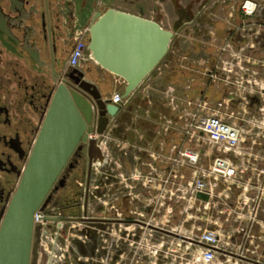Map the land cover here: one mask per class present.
<instances>
[{
  "label": "rangeland",
  "instance_id": "1",
  "mask_svg": "<svg viewBox=\"0 0 264 264\" xmlns=\"http://www.w3.org/2000/svg\"><path fill=\"white\" fill-rule=\"evenodd\" d=\"M98 1L100 0H87L84 3V8H78L77 31L79 33L81 30L85 31L91 23L93 14L97 10L94 5ZM155 1L158 11L160 6L158 0ZM193 2L196 4H192L188 8V13H194L196 17L192 14L194 17L192 20L185 18L187 20L185 22H190L188 25L184 22V24L165 23V28L175 31L179 28L181 53L175 54V59L180 58L187 62L185 59L192 60L191 57H195L198 61L194 64V68L198 70L195 73L200 75L213 64V71H215L210 77V84L200 82L201 85L196 90L193 106L190 107L187 81L190 76H179L177 79L164 70L155 69L148 77L149 80H146L151 85L145 86L146 82L145 84L143 82L141 87L143 86L144 89L140 87L142 92L136 97L138 100L139 97H146L153 102L156 101L158 103L157 111L177 112L180 138L182 137L181 133L185 132L188 127V120L197 125L198 119H201L205 114L216 113L228 123L237 122L246 125L247 122L243 121L241 113L244 115L245 113L264 112V0ZM177 3L173 1L174 6ZM181 5L178 3V6ZM248 6L252 11L248 9ZM201 13L202 15H200ZM75 34L76 32H74ZM234 36H236V40ZM76 37L78 36H73V38ZM17 54L25 58L28 63L20 50L17 51ZM69 55L70 53H68V57ZM180 63L182 62L179 61L178 64ZM45 64L47 63H44V66ZM162 64L159 65L162 66ZM182 65L181 70L187 71L189 65L184 62ZM41 68L43 67H40L39 70ZM82 68L86 71V78L96 83L100 82L99 85L104 91L111 94L115 85L121 91L125 90V85L117 84L112 73L103 76L102 67L100 68L93 60H86ZM202 91H205L204 95H201ZM124 105L125 102L122 106ZM130 105L132 106V104ZM133 106L137 112H145L143 108L138 107L139 105L133 103ZM165 121L167 127L174 125L171 119ZM195 148L206 150L207 146L196 140ZM185 149L184 147L180 148L178 162L172 168V173L175 170L178 172L177 178L173 176V189L168 182L171 180L168 178L171 173L166 172V167L162 169V182L154 181L150 178L151 176H148L145 177V185L139 184L138 182H142L138 176L139 173H137L140 169L136 168L134 175L138 180H131L136 184L128 181L129 185H126L121 183L124 178L121 176L124 169L121 166H116L117 169L114 173L118 178L114 179V198L105 196L106 193H111L109 191L110 183L107 179H103V182H107L108 185L99 184L101 193L97 195V198H93V205L88 210L89 217H108L106 208H108L109 202H114L116 221L115 225L111 226L112 230H107L108 225L89 224L88 222L67 225L61 232L58 241L60 246L55 253L57 263L69 264L70 257L80 256L83 264H205L199 255L200 244L195 240L197 235L207 227L209 215H204L201 201L191 199L183 192L187 181L192 177L191 169L182 165L184 158L182 153L185 152ZM118 153V157L122 160L123 153L119 150ZM213 153L215 155V152ZM111 154V148L109 145H105L104 158L110 160ZM113 155L116 156V154ZM167 156L169 159V153ZM204 157L199 162V166L209 164V160ZM97 168L94 171H99V176L106 178L102 173L110 169L109 163H104ZM198 175L199 173L195 178ZM177 188L180 190L176 191ZM128 192L133 193L132 197L129 195L123 197ZM171 192L178 194L179 198L176 199L173 194L171 196ZM116 198L120 200H116ZM213 215L211 218L212 229L218 231L222 238V247L216 254L215 264H252L249 259L251 257L249 250L248 254L245 252L242 254L241 249L236 246L235 239L239 241V237H237L238 234L232 232L235 225L234 218L229 216L225 220V216L219 215L217 212H214ZM120 219H124L126 222ZM50 229L54 233L55 225ZM240 230L242 231L241 228ZM112 252L114 254L113 262L111 260ZM41 253L40 263L47 264L49 254L45 248H42Z\"/></svg>",
  "mask_w": 264,
  "mask_h": 264
},
{
  "label": "flooded vegetation",
  "instance_id": "2",
  "mask_svg": "<svg viewBox=\"0 0 264 264\" xmlns=\"http://www.w3.org/2000/svg\"><path fill=\"white\" fill-rule=\"evenodd\" d=\"M101 1L103 0L98 1V3ZM173 1L182 5L178 6L177 3L174 6ZM193 1L202 2L203 0H158L159 13L155 18L151 19L164 28L165 23H185L188 25L190 22H185L187 21L185 18L192 20L196 17L194 13H188V8L192 4H196ZM168 4L173 5V12L168 10ZM74 6H76L75 3H66L65 0H18L17 5H14L13 0H0V15L6 20L13 22L11 25V40L8 39L7 43H4L0 33V227L27 168L52 88L62 83L71 84V79L67 76V73L73 69L82 70L86 74L82 67H67L68 53H71L70 51L74 46L73 36H80V34L81 36H89V28L95 14L103 8H105L103 10L115 8L105 4L96 6L97 10L93 14L91 23L85 31L81 30L79 33L77 31L79 22L77 11L81 8H74ZM168 30L173 33L169 52L163 60L164 62H161L163 63L162 66L158 65L155 69L164 70L167 74L173 75L177 79L179 76H190L187 81L188 95L190 96L189 103L190 107H192L196 90L201 85L200 82H205L207 85L210 84V77L213 76L215 71H213L214 66L212 64V67L200 75L195 73L198 71L194 68V64L198 62L195 57H191L192 60L185 59L187 62L184 59H175L174 57H176L177 53H181L179 49L181 35L179 34V28L176 29L177 31ZM74 32H76L75 35ZM234 38L235 40L237 39L236 36ZM32 40L37 44V49L41 53L47 54L51 59V61L41 60L43 63L40 64V67L43 68L40 70L34 69L16 51L18 41L33 42ZM7 45L10 47H7ZM28 46L22 47V50H20L26 58L30 53ZM179 61L189 65L187 71L181 70L183 65L182 63L178 64ZM44 63L47 64L44 66ZM163 67L165 68L163 69ZM223 78L220 79L224 80L225 78ZM146 80H149V78L147 77L143 81L144 84L146 82L145 86L149 84V81ZM96 84L98 85V83ZM141 84L129 98L125 99V105L118 106V112L113 116H109L108 124L103 134H99L97 131L99 115L94 117L92 124V131H95L96 135L94 139L98 145L105 143L104 145H109L112 150L110 160L108 158L106 162L104 161V163H109L110 167L107 172L102 173L106 178L99 176V171H94L98 169L95 165L90 170V159L87 149H84L72 157L60 176L61 180L52 189L48 203L49 211L59 214L62 219L67 221L68 225L84 222L89 224L97 223L108 225L107 230H112L111 226H114L116 221L114 217V202L108 203V208H111H106V216L108 217H89L88 210L93 205V198H97V195L101 193L99 184H107V182H103V179H107L110 183L109 191L111 193H106L105 196L114 198L113 187L114 179L117 177L114 173L117 169L116 166H121L124 169L121 175L124 178L121 183L126 185H129V182L136 184L133 181L131 182V180H138L134 175L136 168L140 169L137 173H139L138 176L142 182H138L139 184L145 185V177L148 176H151L150 178L154 181L160 180L162 182V169L166 167V172L171 173L168 176L171 180L168 182L173 189V176L177 178L175 176L177 170L173 171V175L172 168L178 162L180 148L184 147L187 149L193 146V141L190 137L193 123L188 120V127L185 132L181 133L182 137L180 138L178 113L157 111L158 103L146 97H139L138 100L136 98L137 94L144 89ZM98 86L100 87V85ZM101 91L104 98L110 96L109 92L104 93L102 89ZM204 93L205 91H202L201 95H204ZM134 94L135 96H133ZM133 103L139 105L138 107L143 108L145 112H137ZM169 119L174 122L172 127L165 125V120ZM95 122L96 125L94 126ZM117 149L123 153L122 160L118 157ZM113 154H116V156ZM132 194V192H128L123 197L127 195L132 197ZM116 200L120 199L116 198ZM120 220L126 222L124 219ZM41 237L42 233L40 242ZM35 238L34 236L33 240ZM40 242L36 264H41ZM111 260L112 262L114 261L113 252ZM68 263L83 264L82 257H70ZM47 264L52 263L47 262Z\"/></svg>",
  "mask_w": 264,
  "mask_h": 264
},
{
  "label": "water",
  "instance_id": "3",
  "mask_svg": "<svg viewBox=\"0 0 264 264\" xmlns=\"http://www.w3.org/2000/svg\"><path fill=\"white\" fill-rule=\"evenodd\" d=\"M89 34L93 59L126 81L124 98L165 59L173 36L155 20L117 8L98 11ZM85 75L73 69L67 73L71 84L52 88L27 168L0 227V264H36L42 227L34 225L35 212L48 208L51 191L74 155L87 149L90 170L104 160L102 147L89 138L92 124L99 115L97 131L103 134L119 107ZM196 197L210 199L203 192Z\"/></svg>",
  "mask_w": 264,
  "mask_h": 264
},
{
  "label": "crops",
  "instance_id": "4",
  "mask_svg": "<svg viewBox=\"0 0 264 264\" xmlns=\"http://www.w3.org/2000/svg\"><path fill=\"white\" fill-rule=\"evenodd\" d=\"M13 1L14 5L18 4V0ZM86 1L65 0L66 3H75L74 8H83V3ZM152 2L151 0H103L99 2V5L105 4L147 18H155L159 11L155 7L156 1L152 0ZM96 6L98 3L94 5V7ZM168 10L173 12V5L168 4ZM12 24L13 22L0 15V33L4 43H7L8 39L11 40ZM25 46L30 48L26 59L34 69H39L44 60L51 61L47 54L41 53L37 49L35 41H18L16 51L22 50V47ZM7 47L10 46L7 45ZM102 71H104L103 76L110 73L105 69ZM103 92L107 93L106 90ZM241 118L247 122L245 137L240 145L241 153L238 155L228 154L234 164L239 166L241 172L238 173L234 182L219 181L215 184L214 194L209 201L202 202V207L204 215H209L206 228L212 227L211 218L214 216V212L225 216V220L232 216L235 222L232 232L238 234L237 237H239V241L235 239L236 246L241 249L242 254L244 252L248 254L249 250L251 257L247 258L252 261V264H264V112L245 113L244 115L241 113ZM216 155V151L208 149V156L204 157L209 160L208 165ZM244 257L246 258V256Z\"/></svg>",
  "mask_w": 264,
  "mask_h": 264
},
{
  "label": "built area",
  "instance_id": "5",
  "mask_svg": "<svg viewBox=\"0 0 264 264\" xmlns=\"http://www.w3.org/2000/svg\"><path fill=\"white\" fill-rule=\"evenodd\" d=\"M88 59L94 61L88 49V36L74 38V46L67 60V67L81 68ZM112 75L117 84L126 85V81L122 77L115 74ZM114 87V91L106 99L109 98L113 104L122 106L125 102L123 91L118 89L117 85ZM205 109L208 110V108ZM95 125L96 122L94 123ZM190 137L193 141V146L185 149V152L182 153L184 156L182 165H186L191 169L192 177L187 181L183 192L190 196L191 199L203 202V200L196 197L199 192L207 193L211 198L214 194L215 184L219 183V181L234 182L238 173L241 172L239 166L234 164L228 154L238 155L241 153L240 145L245 137V125L237 122L228 123L224 121L221 115L216 113L205 114L201 119H198L197 125L193 124ZM196 140L206 145V150L195 148ZM100 146L102 149L103 146L105 147L104 144ZM209 148L216 151L217 155L210 162V165L204 166V164H201L199 166L202 157L208 156ZM198 173V177L195 178ZM175 176L178 177V172L175 173ZM179 190L178 188L176 189V191ZM172 194L176 199L179 198L178 194L171 192V196ZM34 225H41L42 227L40 255H42V248H45V251L49 254L48 263L58 264L55 253L60 246L58 241L61 237V232L68 225L67 221L62 219L56 212L52 213V211H49V208L46 210L38 209L34 214ZM53 225H55L54 233L50 229ZM195 242L200 244L201 247V252L199 253L201 261L205 264H215L216 254L222 247V238L218 231L212 229V227L205 228L203 232L197 235ZM50 247H52L53 252L50 251Z\"/></svg>",
  "mask_w": 264,
  "mask_h": 264
},
{
  "label": "bare ground",
  "instance_id": "6",
  "mask_svg": "<svg viewBox=\"0 0 264 264\" xmlns=\"http://www.w3.org/2000/svg\"><path fill=\"white\" fill-rule=\"evenodd\" d=\"M252 8V7H251ZM248 9L250 10V11H252V9H250V6H248ZM94 138V137H96V135H95V131H92V133H91V135H90V138ZM103 150H104V152H105V147L103 146ZM106 159V158H105ZM105 159L104 160H100V161H98V163L96 164L97 166L98 165H102L103 163H104V161H105ZM100 162V163H99ZM50 251L51 252H53L52 251V247H50Z\"/></svg>",
  "mask_w": 264,
  "mask_h": 264
}]
</instances>
